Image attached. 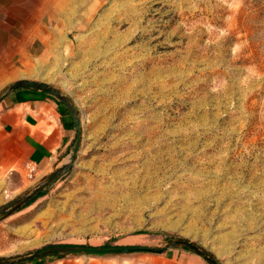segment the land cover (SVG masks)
I'll return each instance as SVG.
<instances>
[{
	"label": "rangeland",
	"instance_id": "374dc122",
	"mask_svg": "<svg viewBox=\"0 0 264 264\" xmlns=\"http://www.w3.org/2000/svg\"><path fill=\"white\" fill-rule=\"evenodd\" d=\"M55 4L32 76L76 109L80 146L47 185L76 135L50 173L0 180V206L41 193L1 215L0 260L188 240L217 264H264V0ZM51 258L41 264H209L182 247Z\"/></svg>",
	"mask_w": 264,
	"mask_h": 264
},
{
	"label": "crops",
	"instance_id": "0c3cea01",
	"mask_svg": "<svg viewBox=\"0 0 264 264\" xmlns=\"http://www.w3.org/2000/svg\"><path fill=\"white\" fill-rule=\"evenodd\" d=\"M55 0H0V180L37 178L63 164L76 135L61 102L33 88L42 20L58 15ZM42 65H44L42 63Z\"/></svg>",
	"mask_w": 264,
	"mask_h": 264
},
{
	"label": "water",
	"instance_id": "95a60500",
	"mask_svg": "<svg viewBox=\"0 0 264 264\" xmlns=\"http://www.w3.org/2000/svg\"><path fill=\"white\" fill-rule=\"evenodd\" d=\"M23 88H33L51 95L52 97L60 101L68 109L74 122L76 142L73 150L72 160L69 164L63 166L58 171L49 174L43 183V185H47L59 174L67 171L73 165L81 140L80 119L77 117L76 109L72 106L69 99L66 96H64L62 93H60L58 90H56L54 87L50 86L45 82L34 81V80H20L14 83L12 86H10L7 92L16 89H23ZM38 189L39 188H35L29 194L19 196L18 198L12 199L11 201L1 205L0 217L6 211L8 210L14 211L18 209L20 206L27 203L31 199V197L37 193ZM176 247L188 248L189 250L193 251L197 255L204 258L209 264H217L216 260L213 257L209 256L207 253L202 251L199 246H197L192 242H189L188 240H175L168 247L159 248V249H153L148 247H92L85 245H54L49 247L48 249L34 252L18 258L0 260V264H21L23 262H28L31 260L39 261L59 255H64V256L85 255V256L98 257V256H126L136 253L163 254L169 248H176Z\"/></svg>",
	"mask_w": 264,
	"mask_h": 264
},
{
	"label": "trees",
	"instance_id": "16d2710c",
	"mask_svg": "<svg viewBox=\"0 0 264 264\" xmlns=\"http://www.w3.org/2000/svg\"><path fill=\"white\" fill-rule=\"evenodd\" d=\"M61 105L63 106V108L65 109V111L66 112H68L69 113V111H68V109L61 103ZM71 120H72V124H73V119L71 118ZM41 194V193H40ZM40 194H36V195H40ZM36 195L34 196V197H32L26 204H29L31 201H33L34 200V198L36 197ZM25 204V205H26ZM101 247H117V246H110V245H103V246H101ZM183 249H185V250H187V251H191V250H189L188 248H185V247H182ZM46 249H48V248H46ZM210 256V255H209ZM67 257H70V256H64V255H59V256H55L54 258L55 259H63V258H67ZM48 259H52L51 257H49V258H46V259H43V260H39V261H36V260H31V261H28V264H41L43 261H45V260H48ZM23 264V263H22Z\"/></svg>",
	"mask_w": 264,
	"mask_h": 264
}]
</instances>
